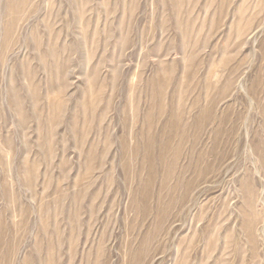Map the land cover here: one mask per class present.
I'll return each mask as SVG.
<instances>
[{
  "label": "rangeland",
  "instance_id": "rangeland-1",
  "mask_svg": "<svg viewBox=\"0 0 264 264\" xmlns=\"http://www.w3.org/2000/svg\"><path fill=\"white\" fill-rule=\"evenodd\" d=\"M0 264H264V0H0Z\"/></svg>",
  "mask_w": 264,
  "mask_h": 264
}]
</instances>
